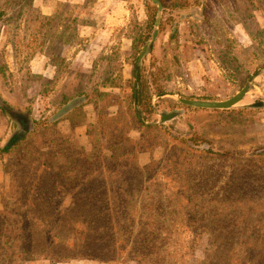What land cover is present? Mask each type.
<instances>
[{
	"label": "rangeland",
	"instance_id": "rangeland-1",
	"mask_svg": "<svg viewBox=\"0 0 264 264\" xmlns=\"http://www.w3.org/2000/svg\"><path fill=\"white\" fill-rule=\"evenodd\" d=\"M160 1L164 11L159 34L141 68V75L149 84L148 99L138 105L145 118L142 126L137 123L135 102H130L129 95L131 83L135 82L133 72L136 73L138 55L151 41L156 22L157 7L151 0H129L127 35L131 34L132 41L143 33L146 40L139 44L137 53L134 47L126 51L124 60L116 56L121 49L117 44L112 46L114 53L103 58L82 54L88 42L79 29L73 31L80 24H73L72 17L95 23L99 14L95 5L78 8L73 15L53 18L43 14L41 7L48 10L56 6L54 0H0V10L6 14L0 21V102L30 113L39 123V129L32 131L17 151L0 152V212L7 208L12 220L26 214L37 218L61 216L46 207L29 211L25 203L29 195L21 196L18 188L25 184L39 186V204L53 202L55 207L59 204L69 207L73 201L81 203L78 201L84 198L80 195L81 188L91 185L96 190L102 185L109 189L123 186L132 194L125 198L131 202L159 199L160 189L169 188L165 191L167 195L177 193L173 198L170 195V202L187 200L203 207V211L197 209L199 218L204 216L208 222L192 234L182 236H190V241L191 236H198L192 244L194 255L185 264H204L214 240L211 235L218 240L213 246L218 255L236 247L227 255L233 259L231 264H235L239 254L246 250L237 241H244L243 236L260 230L264 234V0ZM35 2L41 5L35 8ZM116 33H120L119 29ZM73 47L77 51H72ZM248 84L252 85L250 92L227 111L186 107L178 101V98L226 101ZM157 90L165 95H157ZM68 106L72 107L67 109ZM176 110H182L183 114L165 125L151 124L160 120L161 113ZM118 112L120 123L126 124L124 128L130 130L133 140L143 139L144 146L154 147L151 159L148 155L142 158V154L138 157L141 166L153 162L146 172L133 171L134 159L116 167L105 160L123 151L114 150L111 143L118 142L120 128L109 126L110 138L99 142V124L107 123L108 115L113 117ZM18 126L16 120L0 112V150ZM79 148H85V155ZM65 149L67 152H63ZM38 158L40 163L47 161L53 165L52 170H40L33 163ZM65 169L71 173L62 175L65 178L61 181L57 175ZM49 173L47 179H39ZM50 184L58 188L65 184L72 188L69 192L73 195L67 193L65 198L54 191L50 195ZM141 185L151 186L152 193L142 196L131 192ZM108 199L122 200L112 194ZM81 212L72 210L67 216L83 217ZM160 218L183 221L188 214L177 212ZM248 218H251L249 230ZM210 223L212 227L207 233L203 226ZM10 224L5 225L6 229ZM9 230L12 233L17 228ZM43 230L37 233L40 235ZM226 235L237 238L234 247L222 244L220 236ZM42 261L49 260L24 264H49ZM90 262L136 264L90 259L52 263ZM216 263L225 264L222 260Z\"/></svg>",
	"mask_w": 264,
	"mask_h": 264
},
{
	"label": "trees",
	"instance_id": "trees-1",
	"mask_svg": "<svg viewBox=\"0 0 264 264\" xmlns=\"http://www.w3.org/2000/svg\"><path fill=\"white\" fill-rule=\"evenodd\" d=\"M96 1L88 0L85 6L91 7L96 4ZM5 15V10H0V21ZM76 17V15L72 17L73 24L79 23L83 25L87 23V20L80 21ZM73 31L77 32L78 28L74 27ZM175 37L176 34L171 36L172 39ZM142 40H146L143 33L139 34L137 38H134L133 47L136 53ZM133 76L134 78L136 77L135 72H133ZM148 85L142 73L138 98L140 106L148 99ZM156 94L165 95L162 90H157ZM129 100L131 103H134L136 100L135 82L131 83ZM150 111L152 112V109ZM0 112L11 120H16L19 125L9 141L0 150L1 153L9 154L17 151L22 146V143L30 137L32 131L39 129L37 127L39 123L31 118L30 113L27 114L20 110H15L7 105V103L0 102ZM135 117L137 123L143 126L145 118H141L138 112H135ZM119 118L120 114L118 112L113 117L108 115L107 123L102 122L99 124L101 130V133L97 136L99 142L102 139L106 140L110 138L109 126L120 128V136L116 140L118 142L111 141V143H113L114 150L123 151L118 154H113L105 160L106 162L113 163L116 167L122 165V163H126L128 161L127 159H134L131 167L133 171L136 173L146 172V170L150 169L153 162L141 166L138 162V157L143 153L153 154L154 147L144 146L145 142H143V139L133 140L130 137V130L124 128L126 124L120 123ZM148 127L158 128V126ZM89 138L91 143L94 144V139L91 136ZM100 147L103 149L102 142ZM79 150L85 155V148H79ZM110 150H113V148H110ZM63 152H67V150L65 149ZM38 154L42 158V154L40 152ZM41 158L34 160L33 163H37L39 169L44 172L51 171L53 165L51 166L47 161L40 163ZM85 159L88 160L87 157ZM69 173L71 172L65 169L57 176L62 181L65 178L62 175L67 176ZM48 176H50V173L47 177L40 176L39 179H47ZM50 178L52 180L54 179L53 177ZM51 183H55V181ZM50 185L49 188L52 190L49 192L50 195H53V191L56 195L65 198H67V193L71 196L73 195L69 192L72 188L67 187L65 184L62 188H58L52 184ZM95 187V185H91L81 188L80 195L85 199L80 198L78 201L81 203L73 201L69 207H64L60 204L55 207L53 202L39 204L37 198V193L40 191L39 186L25 184L22 187H18L21 189V196L23 194L29 195V198L25 201L29 211L32 212L34 209L37 210L41 209V207H46L48 210L60 212L61 216L37 218L31 214H26L27 216L25 217L18 215L19 218L12 220L13 218L8 217L7 213L9 212H7V208L3 212H0V264H24L28 261L40 259L51 262H60L69 259H90L100 262L123 260L125 261L124 263L132 262L136 264H185L186 259L194 255V246L192 244L196 242L198 236H191L193 237L191 241L189 240L190 236H186V238H182V236L185 233L192 234L195 229H199L204 223H208L204 216L199 218L200 213H198L197 209L203 211V207L199 208L195 203L187 200L185 203L182 201L170 202L169 199H171V196L173 198L177 196V193L173 192L170 194L171 196L167 195L165 191H169V188H159L161 191L158 193L160 196L158 197L159 199L150 198L142 199L139 202H131L125 198L132 194L123 186L109 189L106 185H102L99 188L100 190H96ZM152 190L151 186L143 187L141 185L137 186L136 189H132L131 192L133 194L137 193L138 195L147 196L150 192L152 193ZM180 190H177V192L182 194ZM31 191L34 193L31 194ZM111 194L113 197L122 198V200L111 202L108 199ZM94 198H97L95 202ZM72 210L82 211L83 217L67 216V213L72 212ZM29 211L25 212L29 213ZM177 212L188 214V218L183 221L160 218L164 214H176ZM194 213L196 214L193 215ZM10 222L9 229L12 228L14 230L17 228V231L11 233L9 229H6L5 225ZM248 222L251 223V218H248L246 222V229L248 228L249 230L251 224H248ZM15 225H18V227ZM203 227L209 233L212 223ZM40 229L44 230L39 235L37 231ZM261 233L262 231L260 230L249 236L246 235V238L243 236L244 241H237L240 246H245L246 250L244 254H239L235 264H260L264 262V234ZM210 239L214 240L210 244L212 248L208 249V257L204 261V264H222L216 263V260H222L225 264H231L233 259L227 257V255L235 251L236 247H234V243L237 238L227 235L224 237L220 236L222 244L230 243L234 248L219 255L213 252V246L218 240H215L214 235H211Z\"/></svg>",
	"mask_w": 264,
	"mask_h": 264
},
{
	"label": "crops",
	"instance_id": "crops-1",
	"mask_svg": "<svg viewBox=\"0 0 264 264\" xmlns=\"http://www.w3.org/2000/svg\"><path fill=\"white\" fill-rule=\"evenodd\" d=\"M38 0H36L37 2ZM88 0H54L56 6L48 8V10H44V7H41L42 13L45 15H49L51 17H60L61 15H73L76 9L83 8L87 4ZM35 2V3H36ZM129 0H97L95 7L99 9L98 11V21L95 23H87L83 25H78L79 31L82 33L81 37L86 39V43L88 42V48L82 51V54H90L94 59L100 57L103 58L105 55L109 53L113 54L112 46L117 44L121 46V49L117 51L116 56H119L120 60H124L123 56L126 51H129L132 47L134 39L131 41V34L127 35L126 26L129 21L131 15V9H128L127 5ZM41 4H35L34 7L38 8ZM60 5L61 8H58ZM64 8L63 11L59 10ZM141 8V4L140 7ZM61 11V12H60ZM97 13V12H96ZM129 28V27H128ZM119 29L120 33H116ZM116 39V40H115ZM122 41V44H121ZM63 44V43H62ZM64 46L72 47V45ZM74 49V50H73ZM67 51V50H65ZM72 51H77L76 48H72ZM115 51V53H116ZM71 53V52H70ZM148 157L151 159V153H143L142 158ZM41 262V261H40ZM49 264H53L49 261H42ZM36 263V262H34ZM91 264H94L90 262ZM33 264V263H32ZM56 264V263H55Z\"/></svg>",
	"mask_w": 264,
	"mask_h": 264
},
{
	"label": "water",
	"instance_id": "water-1",
	"mask_svg": "<svg viewBox=\"0 0 264 264\" xmlns=\"http://www.w3.org/2000/svg\"><path fill=\"white\" fill-rule=\"evenodd\" d=\"M151 2L157 7L156 22H155L154 30L152 33L151 41L142 48L141 52L138 55L137 63L135 66V71H136L135 73L136 75L135 77V83H136L135 109H136V112L139 113L141 118H142V115L139 112V108H138V105H139L138 98H139V90H140V85H141L142 62L145 56L152 51L153 45L159 34V28L161 25L162 15L164 11L163 4L161 3L160 0H151ZM251 88H252V85L248 84L237 95H235L234 97L226 101H203V100H191V99H183V98H178V101L186 107H192V108L204 109V110L227 111V110H231L237 104H239L246 97V95L250 92ZM161 96H164V95H161ZM259 106H254V107H259ZM70 107L72 106H68L67 109H70ZM182 114H183L182 110H176L173 112H163L160 114V120L158 122H153L151 124L165 125L166 123L172 121L173 119L178 118Z\"/></svg>",
	"mask_w": 264,
	"mask_h": 264
}]
</instances>
